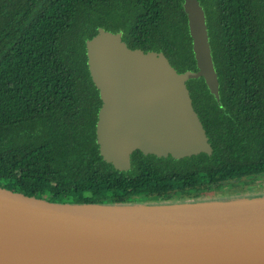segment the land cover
Segmentation results:
<instances>
[{
  "label": "trees",
  "instance_id": "16d2710c",
  "mask_svg": "<svg viewBox=\"0 0 264 264\" xmlns=\"http://www.w3.org/2000/svg\"><path fill=\"white\" fill-rule=\"evenodd\" d=\"M197 1L219 100L203 78L186 86L212 153L174 160L135 151L119 172L96 144L101 102L85 41L98 28L121 32L129 49L195 71L184 0H0L4 188L55 203L148 205L241 198L264 179V0ZM228 190L236 197L213 199Z\"/></svg>",
  "mask_w": 264,
  "mask_h": 264
},
{
  "label": "water",
  "instance_id": "95a60500",
  "mask_svg": "<svg viewBox=\"0 0 264 264\" xmlns=\"http://www.w3.org/2000/svg\"><path fill=\"white\" fill-rule=\"evenodd\" d=\"M195 71L178 73L161 52L129 49L102 28L85 41L98 91L102 160L131 168L139 151L179 160L211 155L186 83L203 78L219 100L206 16L182 4ZM0 264H264V195L170 204L49 202L0 187Z\"/></svg>",
  "mask_w": 264,
  "mask_h": 264
},
{
  "label": "rangeland",
  "instance_id": "374dc122",
  "mask_svg": "<svg viewBox=\"0 0 264 264\" xmlns=\"http://www.w3.org/2000/svg\"><path fill=\"white\" fill-rule=\"evenodd\" d=\"M7 184L4 182V181H2V182H0V187H4V186H6ZM250 185V184H249ZM253 187H246L244 190H246V193L245 194H243L244 195V197H246V196H248V195H255V196H257V195H264V179H258V180H256L255 182H254V185H252ZM234 191H238V189L236 188V189H233V192ZM232 191L230 192L229 190L228 191H226L225 192V195H223V196H219L220 194H216L217 196H214L213 197V199H222V198H227V196H229V197H236V195L233 193Z\"/></svg>",
  "mask_w": 264,
  "mask_h": 264
}]
</instances>
